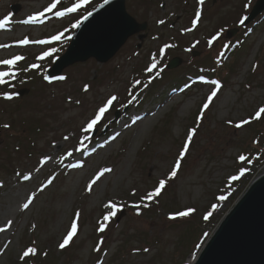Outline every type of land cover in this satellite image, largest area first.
Returning <instances> with one entry per match:
<instances>
[{"label":"rangeland","instance_id":"obj_1","mask_svg":"<svg viewBox=\"0 0 264 264\" xmlns=\"http://www.w3.org/2000/svg\"><path fill=\"white\" fill-rule=\"evenodd\" d=\"M257 1L125 0L126 13L146 30L108 62L72 65L62 71L64 80L49 82L45 75L76 27L105 0H87L70 13L66 9L78 0H60L51 11L46 9L55 0H0V21H6L0 61L23 57L11 69L0 64V71L16 72L0 85V97H13L0 98V228L6 229L0 232V264H195L219 223L264 176V113L253 119L264 107V11L245 28L241 23ZM231 30L237 33L231 36ZM25 39L28 44L21 43ZM44 52L51 54L38 59ZM175 58L180 65L168 70ZM199 67L209 79H186ZM135 81L141 83L133 87ZM211 81L220 88L203 109L216 88ZM113 95L117 100L85 133ZM185 142L188 149L169 179ZM45 157L51 159L41 165ZM104 169L110 171L89 190ZM160 180L166 181L160 195L142 199ZM28 196L33 201L22 210ZM110 202L118 210L104 221ZM188 209H194L189 216L169 219ZM73 220L77 233L60 249ZM29 247L36 254L21 261Z\"/></svg>","mask_w":264,"mask_h":264},{"label":"water","instance_id":"obj_2","mask_svg":"<svg viewBox=\"0 0 264 264\" xmlns=\"http://www.w3.org/2000/svg\"><path fill=\"white\" fill-rule=\"evenodd\" d=\"M11 11L16 13L17 7H11ZM263 11L264 0H258L242 28ZM146 27L145 23L138 24L126 13L125 0H108L77 26L65 52L48 69L45 77L55 79L64 69L90 59L104 64L130 37L144 32ZM236 33V30L229 31L231 36ZM180 63V59H172L166 68L175 69ZM118 116L116 112L115 117ZM195 264H264V176L249 187L227 214Z\"/></svg>","mask_w":264,"mask_h":264},{"label":"snow or ice","instance_id":"obj_3","mask_svg":"<svg viewBox=\"0 0 264 264\" xmlns=\"http://www.w3.org/2000/svg\"><path fill=\"white\" fill-rule=\"evenodd\" d=\"M86 2H87V0H78V2H77L75 5H73L72 7L67 8L66 11L69 12V13H70V12H74V11H76L77 8H79L82 4H84V3H86ZM107 2H108V0H105V3H107ZM198 2H199L200 4H203V3H204V0H198ZM58 3H60V0H55V2L52 3L51 6H50V8H49V9H46V11H51L52 9H55V8L57 7V4H58ZM41 15H43V13H41ZM55 15H56L57 17H62V16L65 15V12H62V11H56ZM199 17H200V12L198 11V12L196 13V19L192 21L193 27H195V25H196L197 20L199 19ZM30 19H31L32 21H35V20L38 19V17H31ZM5 22H6V21H0V27H2L3 24H4ZM28 22H29V21H25V23H28ZM160 23H163V21H161ZM241 23H243V21H241ZM75 26H76V25H73V27H75ZM52 39H53V40H58V39H59V36H54V37H52ZM214 39H216V37H213V38H212V40H214ZM212 40H209V41H208L209 45L212 44ZM21 43H22V44H28L29 41H28L27 39H25V40H22ZM39 43H47V42H46V41H39ZM5 47H6V46H5ZM53 51H55V49H53ZM50 54H51L50 52H44V53L42 54L41 57H38V59H43L44 57L49 56ZM160 54H161V55L164 54V48H161V49H160ZM22 59H23V57H21V56H15L14 59H8V60L0 61V64L7 65V66H9V69H11V67L14 66V65L16 64L17 61H20V60H22ZM31 67H32V68H35V67H37V65L33 64ZM156 67H157V63H156L155 60H154V61H153L148 67H147L146 71L149 72V73H151V72L153 71V69H155ZM26 70H27V69H26ZM15 76H16V72H14V71H11V70H9V71H0V85H3V84H5V83L7 82V81L5 80L6 77H12V78H14ZM44 79H45V80H48V77H45ZM56 79L62 81V80L65 79V77L60 76V77H56ZM49 82H51V81L49 80ZM140 83H141L140 81H135L134 84H133V87H135L136 85H138V84H140ZM211 83H212L213 85H215L216 88H215V89L210 93V95L208 96V98H207V102L203 105V109H207V108L209 107V104L212 102L213 98H214V97L216 96V94H217V90L220 88V85H219V83H218L217 81H211ZM146 86H147V85H145V87H146ZM84 90L87 91V87H85ZM0 98H2V99H4V100H11V99H13V97H12L10 94H8V93H4L3 96L0 97ZM133 99H135V96H133ZM116 100H117V97L114 96V95L111 96V97H109V98L106 100V102H105L102 106L99 107V109H98V111L95 113L94 117H93L90 121H88V122L86 123V125H85L84 128H83V131H84L85 133L91 131V130L94 128V126H96L97 123L101 120L102 116H103L104 113L108 110V108H109V107L113 104V102L116 101ZM131 102H132V101L130 100L129 103H131ZM262 113H264V107H260L259 110L256 111L255 116L253 117V119H259V118L261 117V114H262ZM229 123H231V122H229ZM248 123H249V121H248V120H245V121H243V122H241V123H237V124H235V127H236V128H240V127H242V124H248ZM3 127H4V128H8L9 125L5 124V125H3ZM194 132H195V129H192V130L189 131V133H188V141H190V140L192 139V136H193ZM85 138H87V137H85ZM65 139H68V137H65ZM81 143H83V141H81ZM187 149H188V142H185V144H184V149L180 152V154H179V158H178L177 161H176V165H175V167L173 168V170L171 171V173H170V175H169V177H168L169 179L175 177V175H176V170L179 168V166H180V161L183 159V157H184L185 152L187 151ZM77 150H79V149H77ZM68 155H72V153L69 152ZM48 159H51V157H45L44 159H42V160L40 161L41 165L45 164L46 161H47ZM238 159H239V161L243 162V161L246 160V157L243 156V155H241ZM107 171H110V169H104L102 172H100V173L95 177V179H93V180L91 181V183L88 185V189L91 190L92 185L95 184L96 181L99 180L101 176H103L104 172H107ZM242 174H243V172H241V175H242ZM17 175L19 176L20 174L17 173ZM22 179L25 180V181H27V180L30 179V176H29V175H24V176L22 177ZM231 179L235 180V179H238V177L233 176ZM51 183H52V180H48L47 184H51ZM165 183H166L165 180H160L158 186H157L153 191L148 192V193L146 194L145 197H142V199L152 200L154 197L159 196L160 193H161V190L165 187ZM47 184L44 185V187H47ZM220 199H223V197H221ZM32 201H33V197H32V196H28V197H27V201H26L25 203H23V205H22V210H23V209H27V208L30 206V204L32 203ZM143 206H144V207H147L148 205L145 204V205H143ZM104 207L110 210V211L108 212V214H106V215L103 217V220H104V221H108L111 217H114V216L116 215L118 209H117V206H116L115 204L111 203V202L105 204ZM131 207H133V208H137V209H138V208L140 207V205H138V204H134V205H131ZM193 211H194V209H188V210H186V211H181V212H179V213H177V214L170 215V216H169V219H170V220H174V219H176L177 217H187V216H189V214H190L191 212H193ZM136 214H137V215H140L139 211H137ZM76 215H77V217H78V216H79V213H77ZM204 218L207 219L208 217L205 216ZM11 223H12L11 221L8 222L9 225H11ZM105 226H106L105 224L101 223V224H100V227H99V231H101V232L104 231ZM5 230H6L5 228H0V232H3V231H5ZM76 233H77V223H76V220H73V221H72V224H71V229L67 232V234H66V236L64 237L63 241L59 244V248H60V249H64L65 246L68 245V243L73 239V237H74V235H76ZM144 251H148V250L145 249ZM36 252H37L36 248L29 247V248H27V249L21 254V256H20V260H21V261H25V259H26L27 257H29L30 254H31V255H35Z\"/></svg>","mask_w":264,"mask_h":264},{"label":"trees","instance_id":"obj_4","mask_svg":"<svg viewBox=\"0 0 264 264\" xmlns=\"http://www.w3.org/2000/svg\"><path fill=\"white\" fill-rule=\"evenodd\" d=\"M262 17V16H261ZM260 17V18H261ZM253 25H256V22L253 24ZM233 47V46H232ZM196 71V74L195 73H188L190 75H187V78L186 79H191V80H195L197 78H202V79H209L208 77V73L207 71L203 68V67H199L198 69L195 70ZM193 72V71H192ZM217 79V78H216ZM5 91V90H4Z\"/></svg>","mask_w":264,"mask_h":264},{"label":"bare ground","instance_id":"obj_5","mask_svg":"<svg viewBox=\"0 0 264 264\" xmlns=\"http://www.w3.org/2000/svg\"><path fill=\"white\" fill-rule=\"evenodd\" d=\"M145 116H146V115H145ZM145 116H144V117H145ZM134 118H135V119H139V117H137V116H135ZM143 119H144V118H143ZM123 123H124V118H122L121 123H120V125H121L120 128H121V129L123 128V125H124ZM117 135H118V132H116V133L113 135L111 141H113V140L117 137ZM101 146H102V143L97 144V145L95 146L94 150L100 148ZM40 168H41V167H40ZM32 180H34V178H33ZM255 181H256V180H255ZM255 181H254V182H255ZM254 182H253V183H254ZM248 189H249V188H248ZM247 191H248V190H247ZM225 218H226V216L223 218V220H224ZM223 220H222V221H223ZM222 221H221V222H222ZM221 222L219 223V226H220ZM219 226H218V228H219ZM4 227H5L4 224H2V225H1V228H4ZM218 228H217V230H218ZM214 234H215V233H214ZM205 246H206V245H205ZM205 246H204V248H205ZM204 248H203V249H204ZM202 251H203V250H202ZM201 253H202V252H201ZM201 253H200V254H201ZM200 254H199V256H200ZM199 256H198V258H199ZM190 262H192V261H191L190 259H188V262H187L186 264H189Z\"/></svg>","mask_w":264,"mask_h":264}]
</instances>
